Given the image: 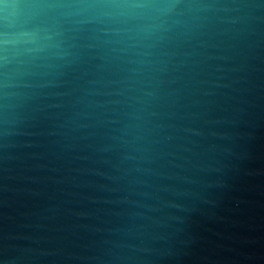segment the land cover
<instances>
[{"label":"water","instance_id":"1","mask_svg":"<svg viewBox=\"0 0 264 264\" xmlns=\"http://www.w3.org/2000/svg\"><path fill=\"white\" fill-rule=\"evenodd\" d=\"M0 264H264V0H0Z\"/></svg>","mask_w":264,"mask_h":264}]
</instances>
